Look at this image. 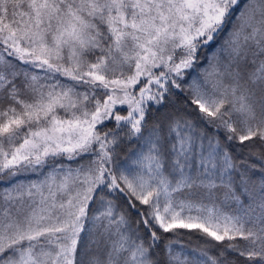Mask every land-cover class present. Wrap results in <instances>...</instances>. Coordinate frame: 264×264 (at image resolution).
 I'll list each match as a JSON object with an SVG mask.
<instances>
[{
	"label": "snow or ice",
	"instance_id": "1",
	"mask_svg": "<svg viewBox=\"0 0 264 264\" xmlns=\"http://www.w3.org/2000/svg\"><path fill=\"white\" fill-rule=\"evenodd\" d=\"M0 264H264V0H0Z\"/></svg>",
	"mask_w": 264,
	"mask_h": 264
}]
</instances>
